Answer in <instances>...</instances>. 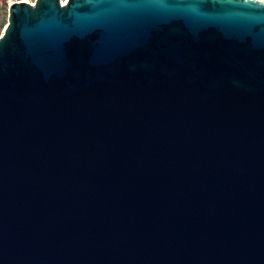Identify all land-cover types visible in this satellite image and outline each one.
<instances>
[{
    "label": "water",
    "instance_id": "obj_1",
    "mask_svg": "<svg viewBox=\"0 0 264 264\" xmlns=\"http://www.w3.org/2000/svg\"><path fill=\"white\" fill-rule=\"evenodd\" d=\"M0 264H264V2L10 4Z\"/></svg>",
    "mask_w": 264,
    "mask_h": 264
},
{
    "label": "rangeland",
    "instance_id": "obj_2",
    "mask_svg": "<svg viewBox=\"0 0 264 264\" xmlns=\"http://www.w3.org/2000/svg\"><path fill=\"white\" fill-rule=\"evenodd\" d=\"M2 2L0 3V36L5 28V26L7 25V13H8V3H16V2H24L23 0H4L5 1V5L3 0H1ZM28 2H33L34 0H27ZM260 1H264V0H260Z\"/></svg>",
    "mask_w": 264,
    "mask_h": 264
},
{
    "label": "built area",
    "instance_id": "obj_3",
    "mask_svg": "<svg viewBox=\"0 0 264 264\" xmlns=\"http://www.w3.org/2000/svg\"><path fill=\"white\" fill-rule=\"evenodd\" d=\"M34 1H35V0H34ZM34 1H33V2H31L30 4H31V5H34ZM59 1H60V0H59ZM66 2H67V1H66ZM66 2H65V3H66ZM262 2H264V1H262ZM65 3L63 4V3H61V1H60V6H63V5H65ZM10 4H12V3H8V5H10Z\"/></svg>",
    "mask_w": 264,
    "mask_h": 264
},
{
    "label": "bare ground",
    "instance_id": "obj_4",
    "mask_svg": "<svg viewBox=\"0 0 264 264\" xmlns=\"http://www.w3.org/2000/svg\"><path fill=\"white\" fill-rule=\"evenodd\" d=\"M24 2H28L27 0H23ZM61 1V3H65L67 0H60ZM258 1H260V0H258ZM28 3H30V2H28ZM3 33V32H2Z\"/></svg>",
    "mask_w": 264,
    "mask_h": 264
},
{
    "label": "trees",
    "instance_id": "obj_5",
    "mask_svg": "<svg viewBox=\"0 0 264 264\" xmlns=\"http://www.w3.org/2000/svg\"><path fill=\"white\" fill-rule=\"evenodd\" d=\"M1 2H2V1L0 0V3H1ZM3 2H4V5H5L6 3H5V1H4V0H3Z\"/></svg>",
    "mask_w": 264,
    "mask_h": 264
}]
</instances>
